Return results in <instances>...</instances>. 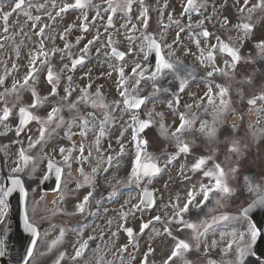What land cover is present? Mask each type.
Wrapping results in <instances>:
<instances>
[{"label": "rangeland", "instance_id": "374dc122", "mask_svg": "<svg viewBox=\"0 0 264 264\" xmlns=\"http://www.w3.org/2000/svg\"><path fill=\"white\" fill-rule=\"evenodd\" d=\"M23 1L24 5L16 9L14 8L15 0H0V29L5 28V34H7L5 36L6 45H2L0 42V64L1 68H3V65H6L7 70H2L0 73L2 72L3 75L13 77V72L16 68L15 65L17 64L19 67L24 68V75L18 77L15 81L22 80L32 71L31 66L27 68L32 61L31 55L28 54V49L32 50V45L36 41L35 37L40 31L46 30V32L49 33V29L53 25L57 28L56 33L58 34L60 31L70 28L73 36L77 35V38L80 36L83 38L85 37L84 42L93 39L98 40V46L92 50L95 55L99 53V51H96L98 49H105L103 52H108L112 41H116L115 43L119 41L120 47L124 50L131 49L133 43L144 44V37L146 34L140 33L135 27L137 23L144 21L143 16L146 6L142 3L143 0H141V2H139L140 0H119V6L116 8L113 7V9H119L118 12L120 17L117 21L114 20L112 26L109 25V15L111 14L109 12V14L107 13L109 8L96 5V0L80 1L83 4L82 7L77 6L78 10L76 12L73 10L69 11L68 9L69 12L66 11L68 13L65 14V17H60L59 19L55 17L57 10L62 8L65 4H71L73 2L77 4V0ZM160 1L163 6L160 7L158 5L156 7V10H158V22L161 26L162 23L167 24V27H164V30L157 28V35L160 38L163 36L166 51L169 52V56L174 58L173 62L176 63L179 60L183 61L189 68L186 70L176 69L175 71L166 72L160 81H158L159 83L162 82L165 87L157 92L153 90L150 99L151 103L149 102L146 108H142L145 110L147 118L155 125V130L159 133L157 135H161L166 139L176 140L174 139L175 133L173 130L178 128L181 120L177 110L178 105L176 106L177 103L174 100L176 92L181 94L179 105L189 103L194 106L196 102L201 100L192 99L203 95L200 88H192V86H195L194 84L188 87V85H184L183 83L184 79L193 75L194 72L191 68L196 70L203 69L205 78L207 79L210 78L208 73H213L215 67L216 69L223 68V70L220 69L217 71L220 74L222 73L224 75L221 74L223 77L227 78V82H224L227 83L228 87L227 89L222 87L217 89V87H215L213 90V88L208 86L210 91L209 94L215 91L216 97L219 99L217 100L215 97L216 101L213 107L215 113H221L222 111L220 116L215 114L213 122H210L212 128V131H210V141L214 143L211 147L216 149L215 158L213 161H210L209 159L202 158V155L197 157L193 154H181V152H179L180 148L176 151L171 150V152L167 153H159L157 149L156 153L150 154L149 151L146 150L147 144L143 143L146 140L144 139V135L138 133L134 126V121L137 118L136 112L127 110L122 102L124 99L122 95V93H124L123 89H129L135 93L139 83L131 82L124 84L123 82L120 88V108L118 112L113 115L114 121L112 124H106L105 122L102 126L103 128L106 126V141L104 140L105 142H103L102 147H100V149L104 151L102 152L104 158L102 159L99 157V154H97L95 159H89L90 161L87 160L86 163L83 162L84 164L82 168L79 169V172L85 174V177L78 186L74 185L72 181L65 183L64 189H68L69 184L72 191H80L78 194H82L84 191L89 192L91 190L90 186L93 184V180L107 182V188L105 189H107L106 191L108 192L105 193L102 199H99V205L106 206L109 204L113 206V208H118V211L113 210V208L112 211L115 212L114 216L116 215L118 218L115 217V222L119 227L121 252L125 244H131V241H134V247L131 251L132 255L130 256L133 261L130 264H137L138 259H141L146 254V251L148 253L149 250L155 252L153 243L151 242L155 240L150 239V234L154 233V231L152 233L150 232L151 230H156V232L161 234L160 229L163 227L161 224L162 220L160 219L162 216V208L183 207L188 202V198L193 197L198 200L213 186L214 189L220 191L222 195L219 200L215 201L216 206L225 201L223 196L226 194L227 202L231 204L232 207V201L237 199L238 191H244L247 196H255L261 189L264 190V70L261 73H257V70L252 67L248 72L244 70L243 72L238 68L240 70L237 72V69H235L236 66L229 56H227L226 59V57L219 54L214 63H212L208 61L205 55L207 49L200 54L195 51L193 52L192 45L197 42V36L194 38L195 34L192 31L193 29L189 27L188 24H192L193 28H196L203 17L194 15L193 9L195 6L190 7L188 0ZM232 2L238 16L242 17L241 22H253L254 26L252 25V28L245 30L242 28L239 21L236 24H234V21L230 22V27L227 22V43L239 49L244 42L243 40L248 37L252 41V45L257 49V54L242 55L243 60L251 64L258 61V59L264 60V47L261 46V42L264 41V0H232ZM74 4H72V6H74ZM129 4H131V7L128 11ZM195 4H202V2H192V5ZM104 8L105 11L103 12ZM220 8H222V5H218L217 12L214 13L215 7H207L209 13L204 17L213 18L214 14L218 16ZM7 12L8 17L6 16ZM37 15H39L40 19L36 17ZM85 23L89 25V30L81 34L80 26ZM136 26L139 29V26ZM182 41H184L185 47L182 45ZM108 42L109 44H107ZM19 44L24 45L21 50H19ZM140 44L137 46L142 51L143 46ZM208 50H213V47H210ZM133 59L134 58L129 56L122 62L123 64H127V66L124 67L122 63L120 65L124 67V70L128 71L130 65L136 64L135 61L133 62ZM121 66L119 70L122 71L120 75L123 81V74L127 71L122 70ZM188 72H190V75ZM15 81L6 84L8 92H13L11 85ZM117 86L119 87L118 80ZM241 87H243L244 94H239V96H241L239 98L241 101L237 103V100L233 98L235 94L232 91H239ZM182 88L187 89L182 91ZM171 90L174 91V93L172 92L173 94H169ZM203 90L205 92L207 88ZM9 94L12 98H7V104L10 106V109L17 107V105H20V107L30 106L26 104V101H19L16 93ZM218 95L220 97H218ZM208 97L209 95L203 100H206ZM182 98L186 100L182 102ZM226 98L227 102H224L223 99ZM252 101L255 102L253 103ZM243 103H248V107L242 109L241 106ZM249 104H251V106ZM233 106L236 108V113L232 108ZM238 107L240 108L239 113L237 112ZM246 112H248V116H250L251 119L245 115ZM226 114L227 119L224 117ZM255 116L256 118L258 117V120L262 118L263 122H253ZM236 118H241L243 122H241L239 126L233 127L232 121ZM87 121L88 120H85L84 122ZM0 123L4 129L3 132H5L16 126L17 118L12 116L4 119L2 118V113H0ZM191 125L193 126V123H191ZM225 125L232 131H230L231 133L227 131L226 140L219 137L221 128ZM30 131L32 132V129L29 128V134ZM29 137L31 138V136ZM87 138L91 139L90 136ZM92 139L93 140L89 143H84L87 145L85 148H93L99 151L100 145H95V137H92ZM224 143H226L227 150H225L226 147ZM151 144H153V142H151ZM154 147L158 148V145ZM219 147L221 148L219 149ZM51 151L52 149L50 148L44 155L50 153L49 158H56L52 156ZM225 151L227 154H225ZM7 152V172H20V174L23 175V170H18L24 169L30 165L26 155L32 152L31 143H27L20 151L7 150ZM138 153L141 156V161L148 157V160L157 162L160 168L157 175L136 182V178L132 177L131 173L135 166V159ZM112 159H114L115 165L111 167L110 162ZM201 160L204 161L202 164H200ZM25 161H27L26 164ZM23 162L24 164H22ZM197 164H200V166L196 167ZM28 168L31 170V173L28 174L30 178L41 177L40 175H42L45 170V162L36 173L33 172L30 166ZM109 169L112 171H109L110 174L107 177L106 174ZM220 169H223L222 176L220 174ZM93 171L97 172L95 178L92 174ZM205 173H211V175H206ZM218 179L221 182L220 187H217L216 184ZM224 186L229 189L228 192L222 190ZM147 188L155 192V208L150 210L139 209L142 192ZM37 199H39L37 193L31 192L29 208L32 215L33 212L36 214ZM112 199L114 200V204L111 203ZM3 206L4 205H0V208ZM169 212L173 211L169 210ZM156 217H159V219H155ZM144 223L151 224V227L145 230L143 228ZM228 224L235 225V227L228 228L227 230V241H230V244L234 245L232 253H230L229 256L227 255V262L239 264L241 261V250L243 249L246 255L253 247L254 243L250 230L252 225L245 220L241 221V224L238 222H229ZM127 227L133 228V232L137 233V238L125 234L124 229ZM236 227H238V230H236ZM156 249L159 248L157 247ZM165 252L166 251L156 253L159 256L157 258L160 259V256L164 255ZM151 253L153 252L151 251ZM127 254V252H122V257ZM119 264H123V262L120 260Z\"/></svg>", "mask_w": 264, "mask_h": 264}, {"label": "flooded vegetation", "instance_id": "af4514ba", "mask_svg": "<svg viewBox=\"0 0 264 264\" xmlns=\"http://www.w3.org/2000/svg\"><path fill=\"white\" fill-rule=\"evenodd\" d=\"M224 1L223 7L227 10V0ZM96 5L106 6L109 8L107 13H111L114 18L120 17L119 9H113V7L119 6V0H96ZM74 6L71 9L76 12L77 4ZM130 7L131 4L128 5V11ZM55 16H58L57 19H59L61 16L65 17V14L61 13ZM224 24L223 32L217 30L216 24L207 25L206 29L202 31L203 35L205 31L209 33L206 37L212 33L218 36L222 41L220 42L222 50L227 46V16ZM51 31L49 35L43 32L44 34L38 38L42 47L40 48L37 43L35 61L32 64L33 85L31 87L26 85L24 79L11 80L10 82L0 79V88L2 89H0V113L3 114V117L7 112L6 118L11 116L19 118L21 109L31 111V121L22 134L27 132L30 125L32 126L31 135L34 137L32 161H35L33 172L36 173L45 162V170L38 178L45 176L47 162L52 158H49L50 153L44 154L50 148L52 156L56 157L52 160L65 163L61 185L58 193L54 195V200L49 201L48 206L45 207L43 200L37 199L36 214L33 212V215L30 213V208L27 209L31 223L39 231L32 258L27 264H119L120 260L123 264H130L133 261L130 256L134 241L123 246L122 252L128 254L122 257L119 227L115 222L117 217L112 211L113 206L109 204L100 206V200L95 198L96 195L99 196V199L103 197V191L94 190L99 181H91L93 182L90 186L91 190L89 187L90 191H84L82 194H78L80 191H72L69 184L68 189H64L65 183H69L73 177V165L78 167L77 177L73 182L78 186L85 177V174L79 172L83 162L95 159L97 154L102 159L104 158L102 153L104 151L100 147L106 141V126L104 128L102 126L105 122L112 124L113 115L119 109L116 89V76L120 73V70H117L118 58L113 55L114 47L110 48V53L103 52L105 49H98L96 51L99 53L95 55L92 52L94 47L89 44V40L84 42L85 37L73 36L70 28L62 30L58 34L53 25ZM80 32L83 34L81 30ZM148 34L150 37H154V33L148 32ZM94 42L98 43V40ZM196 46L197 42L194 44L195 49ZM88 53L92 54L91 58L87 57ZM13 81L19 83L20 87L14 90L13 83L11 85L13 92H8L6 84ZM9 93H16L19 101H26V104L30 106L20 107L17 105L10 109L7 104V98H11ZM136 93L138 95L139 92ZM139 95L146 96L142 92ZM34 103L35 107H33ZM54 109L57 110L54 118L49 120ZM239 109L238 107L237 111ZM233 110L236 112V108ZM214 115L215 110L211 108L209 100L204 101L203 98L192 115L193 124L196 125L197 130L203 133L201 137L193 139L197 147L196 150L201 151L202 158L210 161L214 160L216 149L211 147L213 144L207 136L210 133V122H213ZM224 117H227V114ZM86 118L95 120V126L89 124L88 121L85 124ZM88 136L91 139L87 138ZM92 137H95V145H100L99 151L85 148L87 145L84 143L92 141ZM16 144L20 146V142ZM0 145L2 144L0 143ZM81 148H83L82 152ZM43 156L45 157L41 159ZM0 157H2L1 152ZM0 162L3 160L0 159ZM92 174L95 178L97 172L93 171ZM36 186L40 187L36 192L37 195L44 199L48 194L41 189V183ZM90 193L91 195H89ZM263 193L264 190L261 189L258 195ZM217 196L218 200L222 197L221 193H218ZM85 197H87V201H85ZM223 197L225 201L218 206L215 202V192H212L206 201L202 196L194 206H187V211H181L184 207L162 208L161 234L156 230H151L150 233L154 231L152 234L149 233L150 239L155 240L151 241L155 252L153 250H149V253L146 251L143 260L138 259L137 264H142V262L143 264H232L227 262V254L232 253L234 245L227 241V230L235 225L228 223L238 222L241 224V221L245 220L251 224V221L243 215V208L231 207V204L227 202V194ZM194 199L197 200V198ZM111 203L114 204L113 199ZM81 205H83V211H80ZM9 210L5 204L0 208V251L3 253L2 239ZM113 210L118 211V208H113ZM169 210L173 212H169ZM188 224H195L197 227L192 229L187 227ZM208 225L210 227H207ZM143 227L148 230L151 224H143ZM206 227L207 231H205ZM237 228L236 230H238ZM124 231L127 234L125 229ZM128 236L137 238V233L132 232ZM181 240L187 242L190 247L187 250L181 249L179 255L173 257L172 253ZM157 247L159 249H156ZM253 249L252 247L250 252L244 256L243 264H264L251 254ZM77 251L81 252L80 256L76 255ZM164 251H166L164 255L158 259L159 256L156 253ZM2 256L4 255H0V257Z\"/></svg>", "mask_w": 264, "mask_h": 264}, {"label": "snow or ice", "instance_id": "6c2138e0", "mask_svg": "<svg viewBox=\"0 0 264 264\" xmlns=\"http://www.w3.org/2000/svg\"><path fill=\"white\" fill-rule=\"evenodd\" d=\"M22 2H23V0H19V2L16 3V8H20ZM192 2H193V0H188V3H189L190 7L192 6ZM77 6H80V7L83 6V4L80 2V0H77ZM63 10L64 9H62V11ZM244 27L247 29V28H250V25L246 24V25H244ZM208 35H209V33L207 31H205L204 32V36H208ZM261 46L264 47V41L261 42ZM150 47H156L157 50H158V45H155L154 42H153L152 45H150ZM225 47H227V46H225ZM231 52H232L234 63L238 62L240 60V56H239L238 52L236 50H231ZM121 56H122V54H121ZM77 62H79V61H77ZM178 64H179V62H177V64H173L171 62L165 61L163 58L161 59V69H169V70L175 71L177 69V67H178ZM137 67H139V66H137ZM135 71H136V69H133V72H135ZM208 75L211 76L212 73L210 72V73H208ZM49 78L51 79V76ZM26 82H27V79L25 80V83ZM122 95H123V93H122ZM252 102L254 103L255 101H252ZM125 103H128V101H125ZM143 103H144V99H139V100L134 101L132 106L138 108ZM33 107H35V103L33 104ZM24 111H25L24 109H21L22 113ZM56 111H57L56 109L53 110V115L49 116V120H52L54 118V114H55ZM6 116H7V112L5 113V118H6ZM147 124H148V122L141 121L140 124H139V129L138 130L142 131L145 127H147ZM183 127H184V123L182 122L181 125H180V128L182 129ZM178 131H179V129H178ZM143 143L147 144V141H144ZM188 150L189 149H188V145L187 144H184L183 147L180 149V151H182V152H186ZM61 151H63V149H61ZM82 151H83V148H81V152ZM203 162L204 161L201 160L200 164H202ZM200 164H197L196 167H199ZM217 167H219V166H217ZM159 171H160V168L156 164L142 165L141 164V156L138 153L137 156H136V159H135V166H134V168L132 170L131 175H132V177H135L136 179H139L141 174H143L145 176L154 175V174L158 173ZM205 174L206 175H211V173H205ZM220 174H221V176L223 175V169H220ZM12 184H13V187H10V188H7V189H0V205H4L5 204V198L14 190L15 186L20 184V181L18 179H15V180L12 181ZM216 184H217V187L221 186V182H220L219 179L217 180ZM21 190H23V189H21ZM222 190L224 192H228L229 191V189L226 186H224L222 188ZM209 191H211V189H209ZM145 194L147 195V193H145ZM89 195H91V193ZM207 198H208V193L205 192L204 193V200L206 201ZM85 201H87V197H85ZM143 202L144 201L141 200V203H143ZM253 209H264V198L258 199L256 201H254L252 204H250L248 207L244 208L243 212H244L245 216H247L250 213V211H252ZM83 210H84L83 209V205H81L80 206V211H83ZM181 211H187V205H185L184 209H182ZM155 219L158 220L159 217H156ZM224 219H227V217H224ZM27 227L33 233L36 232L35 228H33L31 225H27ZM144 227H147V225H144ZM187 227L192 228V229H196L197 226L195 224H188ZM207 227H210V225H208ZM207 227L205 228V231H207ZM250 230H251L252 241L254 243L255 240L257 239V236L260 234V230L257 229L255 225H252ZM127 231L129 233H131V229H128ZM189 247L190 246H189V244L187 242L181 240L176 245V249L173 251L172 256L173 257L178 256L180 251H181V249L187 250V249H189ZM251 254L255 255L254 252L251 253ZM0 255H4V253L2 251H0ZM76 255L80 256L81 252L77 251ZM240 256H241L240 264H243V259H244V256H245V252H244L243 249L240 252ZM170 259H171V257H170Z\"/></svg>", "mask_w": 264, "mask_h": 264}, {"label": "water", "instance_id": "95a60500", "mask_svg": "<svg viewBox=\"0 0 264 264\" xmlns=\"http://www.w3.org/2000/svg\"><path fill=\"white\" fill-rule=\"evenodd\" d=\"M149 164H151V163H149ZM149 164H144V165H149ZM143 176L144 175L141 174L140 178ZM13 180H15V179H8V181L6 182L7 184H5V189L13 187V184H12ZM21 189H23V190H21ZM145 193H147V195L144 194L143 205L148 206V207H152L154 205L153 193L151 191H146ZM8 197H9V201L11 203V206L13 208L12 221H11L10 229H14V232L16 231L17 237H18L19 230H20L19 224L25 222L26 225H29L27 223L26 216H24L26 193H25V190H24V187H23L21 181H20L19 185L14 187V190L8 195ZM261 198H264V197H260L259 199H261ZM257 215L259 217L261 216L263 221H260L257 218L258 217ZM248 216L254 220L257 228L260 230V238H259L258 244H256V246H255V254L260 258L261 257L264 258V209H253L252 211H250ZM29 252H30V249L28 250L27 253H25V257H27V255H29ZM0 264H11V262H10V259L6 257L0 261Z\"/></svg>", "mask_w": 264, "mask_h": 264}, {"label": "bare ground", "instance_id": "6f19581e", "mask_svg": "<svg viewBox=\"0 0 264 264\" xmlns=\"http://www.w3.org/2000/svg\"><path fill=\"white\" fill-rule=\"evenodd\" d=\"M134 78H136V76L134 77ZM234 121H236V120H234ZM54 195H50V197L52 198Z\"/></svg>", "mask_w": 264, "mask_h": 264}]
</instances>
